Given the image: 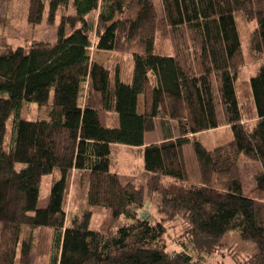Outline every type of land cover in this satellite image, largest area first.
<instances>
[{
    "label": "trees",
    "instance_id": "1",
    "mask_svg": "<svg viewBox=\"0 0 264 264\" xmlns=\"http://www.w3.org/2000/svg\"><path fill=\"white\" fill-rule=\"evenodd\" d=\"M27 12L29 25L46 12L60 23L53 41L14 47L0 36V264H33L34 254L45 264H207L231 232L255 244L241 264H264V0H29ZM239 20L256 21L248 62L259 63L241 81ZM94 46L130 52L126 76L112 59H92ZM34 103L43 118H29ZM159 116L164 139L145 145ZM226 125L232 137L212 148L196 138ZM114 144L141 150L145 184L113 170ZM242 157L260 165L250 193ZM71 184L88 209L68 220ZM95 212L104 219L91 229ZM178 220L181 249L172 251L163 238Z\"/></svg>",
    "mask_w": 264,
    "mask_h": 264
},
{
    "label": "rangeland",
    "instance_id": "2",
    "mask_svg": "<svg viewBox=\"0 0 264 264\" xmlns=\"http://www.w3.org/2000/svg\"><path fill=\"white\" fill-rule=\"evenodd\" d=\"M158 1V0H156ZM29 8V0H0V19L2 20V27H0V36H4L7 40V43L11 46L17 47L20 45H28L32 41H53L58 37V25L60 21V16L56 18V23H51L48 20V12H46L41 24L32 26L27 24V15ZM73 8L70 7V12ZM97 16V13H92L89 16V19L94 20ZM240 27V34L242 36V48L244 49V56L247 59V63L243 65L239 70V81L246 80L251 76L257 73V67L259 63L254 64L249 61V49L247 47L249 41V34L255 29L256 21L252 23H243L241 20L238 21ZM159 40V49L163 52H170L172 50L171 41L169 39H163L161 36L158 37ZM89 54H91L92 59L98 63H107L112 59V63L118 64L119 69L121 70V75L125 77L126 73L129 71L130 64V52L123 53H114V52H104L97 50L94 47L89 49ZM117 56V57H116ZM140 110H142V98L140 102ZM29 118L35 120L36 118H43L44 114L40 111V108L36 103L28 105ZM116 115L109 114L107 121L110 125L115 124L117 121ZM172 129L174 135H178L176 129L177 121L169 120L168 122ZM9 134H8V143L11 130V122H9ZM164 124L162 123L161 116L157 118V127L154 132H149L148 139L152 136L159 135L160 137L165 136V130H163ZM231 129L215 130V131H204L198 133L196 138L201 140L205 146L212 148L217 144L223 143L226 140L232 137ZM6 144V147H8ZM188 151V170L191 175V181L195 182L199 180V173L197 169V162L195 161L194 151L192 146L189 144L187 146ZM112 166L113 170L119 171L124 174H133L137 177V184L146 183V175L144 172L145 164L143 153L139 149L134 147L122 144H114L112 151ZM240 162V171L242 175V181L244 182V190L246 193H250L251 190L255 187L254 175L260 171V165L257 162L248 160L246 157H242ZM51 175L45 176L43 178V183L41 186V198L39 200V206L45 207L47 205V200L49 196V189L51 186ZM68 196V205L67 213L68 220L72 219L75 214L83 213L84 210H87L85 201L83 197L79 194L78 190L74 184H71L69 188ZM153 205V204H152ZM150 207V213L152 217H157V211L154 206ZM104 219V214L95 212L91 219V229L99 228L102 225ZM114 226V230H117L118 227L124 225L127 221L123 216H121ZM184 233L182 220L174 222L169 228L168 232L163 238V242L166 243L167 248L172 251H179L180 238ZM224 246H220L216 252L205 257V263L207 264H241L248 258L249 255L253 254L255 249V244L251 242H246L240 240L239 234L231 232L223 241ZM43 257H38V255H33V264H45Z\"/></svg>",
    "mask_w": 264,
    "mask_h": 264
},
{
    "label": "crops",
    "instance_id": "3",
    "mask_svg": "<svg viewBox=\"0 0 264 264\" xmlns=\"http://www.w3.org/2000/svg\"><path fill=\"white\" fill-rule=\"evenodd\" d=\"M141 98L142 97H140V99H139V102H141ZM156 129V128H155ZM223 129H231V127L230 126H225V127H220V128H217V129H215V130H223ZM215 130H208V131H215ZM151 132V131H150ZM152 132H154V131H152ZM149 132H147V134H146V136H145V145H148V144H151V143H159V141H161V140H163L164 139V137H160L159 135H155V136H152L150 139H148V135H150V134H148ZM189 144H186V145H184V147H183V151H185V156H186V160H187V158H188V151H187V146H188ZM191 145V144H190ZM142 149V148H141Z\"/></svg>",
    "mask_w": 264,
    "mask_h": 264
}]
</instances>
